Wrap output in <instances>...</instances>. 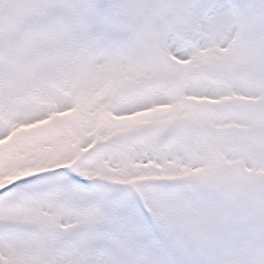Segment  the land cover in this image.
<instances>
[{"label":"snow or ice","instance_id":"snow-or-ice-1","mask_svg":"<svg viewBox=\"0 0 264 264\" xmlns=\"http://www.w3.org/2000/svg\"><path fill=\"white\" fill-rule=\"evenodd\" d=\"M0 264H264V0H0Z\"/></svg>","mask_w":264,"mask_h":264}]
</instances>
